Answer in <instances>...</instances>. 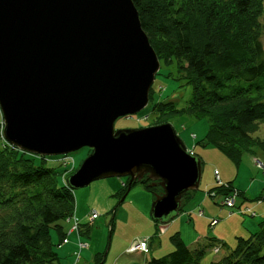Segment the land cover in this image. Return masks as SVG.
<instances>
[{"label":"water","instance_id":"obj_1","mask_svg":"<svg viewBox=\"0 0 264 264\" xmlns=\"http://www.w3.org/2000/svg\"><path fill=\"white\" fill-rule=\"evenodd\" d=\"M160 68L133 0H0L4 138L43 156L90 148L67 178L73 190L109 177L159 179L151 217L165 225L199 190L201 158L169 122L114 125L147 107Z\"/></svg>","mask_w":264,"mask_h":264},{"label":"trees","instance_id":"obj_2","mask_svg":"<svg viewBox=\"0 0 264 264\" xmlns=\"http://www.w3.org/2000/svg\"><path fill=\"white\" fill-rule=\"evenodd\" d=\"M133 2L161 64L175 66L176 78L192 87V97L183 107L174 102H157L153 110L159 109L170 117L186 114L208 118L210 125L203 144L218 148L236 166L245 153L253 154L254 146L264 148V141L253 137L264 123V0ZM153 95L152 86L150 101ZM3 129L0 120V264L58 263L60 257L51 230L54 228L63 242L66 236L62 222L74 223L76 199L67 184L72 173L61 178L57 167L45 165L49 156L20 150L4 138ZM129 181L126 177L115 194L119 203L137 185L151 192L154 200L164 192L160 180L149 174ZM226 184L228 187L217 184L210 190L230 193L234 189L232 182ZM195 192L187 193L180 213ZM78 226L79 237L89 234L90 225ZM211 239L213 242L207 245L191 248L176 232L171 236L174 250L151 257L147 264H202L211 247L215 253L225 248L228 251L210 264H264V220L249 236H239L233 248L222 240ZM105 261L106 252H98L92 264Z\"/></svg>","mask_w":264,"mask_h":264},{"label":"rangeland","instance_id":"obj_3","mask_svg":"<svg viewBox=\"0 0 264 264\" xmlns=\"http://www.w3.org/2000/svg\"><path fill=\"white\" fill-rule=\"evenodd\" d=\"M262 43L264 45V34L262 36ZM169 72H171V75H169ZM176 77H178V75L175 66L168 67L161 64V68L153 83V99L149 102L147 107L137 114L119 117L115 121V129H136L169 122L174 127L177 135L183 140L186 147L194 150L203 161L201 186L195 194L203 192L205 183L208 179L212 178V180L215 181V171H220L222 172V175L225 173L232 177V185L234 184V190L238 192L235 193L234 191L235 206L230 207L221 205L222 196L224 195L222 192L219 193L220 195L216 198V204H214V199L211 197H209V199L211 200L212 205L209 201L208 204L211 209L216 211H219L220 208L224 209L223 215H219L220 211L218 212L217 217L221 218L218 223L220 226L218 231L222 234V239L228 244V247L233 248L236 244L237 238L242 236L233 233L232 229L234 226L247 228L248 232L243 236L247 237L252 232L258 230V228L253 230L254 228L251 226V223L259 226V223L263 221L262 217H260V211L262 210L264 203L262 205L259 204L260 202H264V198H262V193L264 192V170L257 165L256 161L260 160L264 162V148L258 145L254 146L253 154L245 153L241 164L236 166L234 162L218 148L203 144L202 139L208 132L210 125L208 118L197 119L186 114H175V116L170 117L163 115L162 111L159 109L153 110V107L157 102H174L177 107H183L191 99L192 87L186 84L185 80H179ZM168 117L170 118L168 119ZM0 120H2L3 123L1 109ZM253 137L258 138L260 141H264V123H260L259 129L253 133ZM89 152L90 149L88 147H83L77 151L71 152L69 155L72 156L73 159H70L69 157L67 162L62 160V155L49 156L45 165L57 167L62 172L61 178H64L69 173H73V166L76 168L79 167L80 163L87 157ZM123 180H126V177H109L93 181L86 187L74 190L76 207L79 206V209L87 211L86 213H91L95 210L99 215L96 217L95 221H87L90 224L89 234L81 236L83 239L82 241L89 244L88 249H85L82 252V255L84 253L82 257L85 264H90L87 253L92 255L94 251L95 253L106 252L108 261H106L105 264H108L110 258L122 249L125 244L148 236L146 233L151 228L146 226L140 220L139 215H137V212H134V209L132 208L134 206L131 207V204L128 202L117 205V199L108 195L105 190L104 184L115 183L120 187ZM216 181L214 183H216ZM239 191L241 193H239ZM131 192L132 190L130 193ZM151 195L154 199V195L152 193ZM194 198L195 196L186 201L184 209L192 208L194 206ZM258 205L261 207L256 208ZM204 207L200 206L201 209H204ZM204 210L206 215H208V210L206 208ZM113 216L114 222L113 226H111V218ZM193 217L195 220H199L196 215H193ZM166 228L167 226L160 225V229L163 233ZM51 233L54 234V236L57 235L58 239L60 238L58 232L54 228L51 230ZM173 234V232L163 234L162 238L159 239L157 237L155 239L153 249L155 246L158 248V251L154 254L155 257L164 256L174 250V245L172 246L171 241V236ZM211 234L212 236L210 237L216 236L213 231H211ZM71 238L73 239L74 236L72 235ZM66 241L68 240L66 239ZM52 242L55 243L53 240ZM167 244H171L170 249H167ZM57 247L58 246H55V248ZM227 251L228 249L225 248L214 255L213 251L208 248L202 259V264H210L215 256L217 258L222 257ZM207 255L209 257L205 259ZM61 257L60 264H68L69 261L73 264V258H75L74 256L71 258L70 254L67 253Z\"/></svg>","mask_w":264,"mask_h":264},{"label":"crops","instance_id":"obj_4","mask_svg":"<svg viewBox=\"0 0 264 264\" xmlns=\"http://www.w3.org/2000/svg\"><path fill=\"white\" fill-rule=\"evenodd\" d=\"M188 148V147H187ZM188 150H190L191 152L195 153L196 155H198L196 152H194V150H191L188 148ZM217 170V169H216ZM216 176V175H215ZM219 176L220 179L222 180L223 183H228V182H232V177L228 174L223 173L219 171ZM216 181V178H215ZM215 181L211 179H208L207 182L205 183V187L202 193L199 194H194L193 196H195L194 198V206L192 208H188V209H184L180 215L178 217H176L174 220H171L170 222H168L165 225H161V226H167L165 232L163 233L160 229V224H156L155 221L152 219L151 217V207H152V203L154 201L153 196L151 195V193L145 189L143 186L141 185H137L135 187H133L132 192L130 194H128V196L125 198L126 200H124V202L119 203V200L117 197H115L116 192L121 188V186L123 185V183L125 182V180H123L121 182V185L119 187V185L115 184V183H109V184H104L105 186V190L107 192L108 195H111L113 197H115L117 199V205H120L122 203L128 202L131 204V207L134 209V212H137V215H139L140 220L146 225L149 226L147 227L148 230L147 231V235L144 238H148V246H149V250L148 252H144V251H135V252H129L128 249L133 245V243L136 241H131L127 244L124 245V247H122V249H120L118 252H116L111 258L110 261L108 262V264H147L148 260L154 256V254H156V252L158 251L157 246L154 247L155 244V239L158 237L159 239L162 238L163 234H168V233H176L179 232L182 236V238L184 239V241L187 243V245L191 248H196V247H200L203 245H207L211 241V238H216L218 240H222V234L218 231L220 228V226L218 225V223L220 222V219L218 216V212L219 215H223L224 213V209L220 208L219 211L211 209L208 201L210 202V204L212 203L211 200L209 199L210 196L207 195V191L210 190L212 187L216 186V183H214ZM234 185V184H233ZM201 186V183H200ZM200 189V187H199ZM75 194V193H74ZM264 192L262 193V198H264ZM192 196V197H193ZM217 201L216 199H214V204H216ZM264 202H260L259 205H262ZM212 205V204H211ZM257 206L256 208H259L261 206ZM200 206H205L204 209L206 208L208 210L209 213H207L208 215H206L205 210L201 209ZM202 210L203 214L200 215L199 211ZM95 210H93L91 213H93ZM87 211L85 210H80L79 206L76 207L75 210V218L79 221V223L81 224H86V225H90L87 221H95V219L90 220V213H86ZM197 212V213H195ZM256 213V212H255ZM260 217H262V220H264V204L262 206V210L260 211ZM128 215V214H127ZM193 215H196V217H198L199 220H195ZM206 215V216H205ZM99 216V215H98ZM226 217V216H225ZM179 221H178V220ZM213 219H218V222L214 225L211 224V221ZM257 223V222H255ZM208 226V228H207ZM251 226L254 228L253 230H255L256 228H258L259 226H257V224H253L251 223ZM257 226V227H256ZM73 227V220H65L62 222V230L65 233L66 239L68 241H66V239L61 242L60 239H58L57 235L54 236V234L51 233V239L55 242V246H58L57 248H55V250L57 251V253L59 254L60 259L62 258V255L70 254L71 258L74 255V252L78 249V243L79 241H82V237L78 236L79 233H77L76 230H71ZM234 234H240L242 236L246 235V232H248L247 228L241 227L239 228L238 226H234V228L232 229ZM211 231L214 232V234L216 236L214 237H210L212 236ZM152 232V233H151ZM162 232V233H161ZM68 235V236H67ZM72 235L74 236V238L72 239ZM154 235H156L155 237H153ZM60 241V242H58ZM58 242V243H57ZM225 242V241H224ZM71 244V245H70ZM87 247L84 248L81 251L80 254V259L79 262L77 264H85L84 260H83V255L82 252L85 249H88L89 244L87 243ZM228 245V244H227ZM171 244H167V249L171 248L170 247ZM173 246V244H172ZM213 251V247L209 248ZM214 255L217 254L213 251ZM95 251L93 252V254L89 255L87 253V257L89 258V262L90 264H92L93 262V258L95 255ZM209 256L207 255L205 257V259H207ZM70 258V260H71ZM60 259L59 262L57 264H60ZM217 259V257L215 256L213 260ZM106 261H108V258L106 257ZM105 261V262H106ZM75 263V258H73V264ZM68 264H71V261H69Z\"/></svg>","mask_w":264,"mask_h":264},{"label":"built area","instance_id":"obj_5","mask_svg":"<svg viewBox=\"0 0 264 264\" xmlns=\"http://www.w3.org/2000/svg\"><path fill=\"white\" fill-rule=\"evenodd\" d=\"M70 157V159H73L72 156H70L69 154H65V155H62L61 158L63 161L67 162L68 161V158ZM257 165L259 167H261L263 170H264V162L260 161V160H257ZM75 168V166H73V169ZM215 175H216V178H217V184L219 185H224L225 187H228V184L226 183H223L222 180L220 179V176H219V172L218 171H215ZM207 195L210 196L211 198L213 199H216L220 194L217 193L215 190H209L207 191ZM221 205H226V206H230V207H233L235 206V195L233 193H227V194H224L222 196V202H221ZM199 214L202 215L203 214V211L200 210L199 211ZM98 216L97 212L94 211L93 213H91V216H90V220H93L95 219L96 217ZM74 219V223H73V227L71 230H76L78 232V229H79V221L75 218V216L73 217ZM218 222L217 219H213L211 221V224L214 225ZM88 245L86 242L84 241H79L78 243V249L77 251L75 252V255L77 257V260L75 262V264H77V261L79 260V257H80V252L82 249L86 248ZM149 250V246H148V238H140V239H137L133 245L128 249V251L130 252H134V251H144V252H148ZM215 251L218 252L219 251V248L216 247L215 248Z\"/></svg>","mask_w":264,"mask_h":264},{"label":"bare ground","instance_id":"obj_6","mask_svg":"<svg viewBox=\"0 0 264 264\" xmlns=\"http://www.w3.org/2000/svg\"><path fill=\"white\" fill-rule=\"evenodd\" d=\"M234 191H235V193H237V191L236 190H234V189H232V191L230 192V193H233L234 194ZM218 220V219H217Z\"/></svg>","mask_w":264,"mask_h":264}]
</instances>
